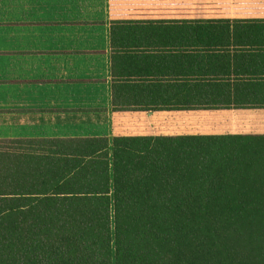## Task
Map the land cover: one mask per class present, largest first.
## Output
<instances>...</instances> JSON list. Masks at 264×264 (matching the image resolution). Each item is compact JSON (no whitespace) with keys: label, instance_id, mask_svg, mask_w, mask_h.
Masks as SVG:
<instances>
[{"label":"crops","instance_id":"obj_1","mask_svg":"<svg viewBox=\"0 0 264 264\" xmlns=\"http://www.w3.org/2000/svg\"><path fill=\"white\" fill-rule=\"evenodd\" d=\"M190 134H264V0H0V140Z\"/></svg>","mask_w":264,"mask_h":264},{"label":"trees","instance_id":"obj_2","mask_svg":"<svg viewBox=\"0 0 264 264\" xmlns=\"http://www.w3.org/2000/svg\"><path fill=\"white\" fill-rule=\"evenodd\" d=\"M0 143V264H264V134Z\"/></svg>","mask_w":264,"mask_h":264},{"label":"rangeland","instance_id":"obj_3","mask_svg":"<svg viewBox=\"0 0 264 264\" xmlns=\"http://www.w3.org/2000/svg\"><path fill=\"white\" fill-rule=\"evenodd\" d=\"M0 145H4V144H1V143H0Z\"/></svg>","mask_w":264,"mask_h":264}]
</instances>
